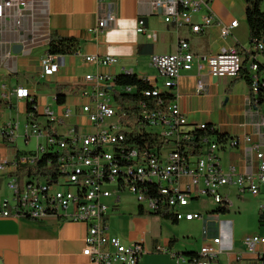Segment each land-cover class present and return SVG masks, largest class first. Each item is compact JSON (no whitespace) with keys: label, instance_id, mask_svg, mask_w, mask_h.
<instances>
[{"label":"built area","instance_id":"built-area-1","mask_svg":"<svg viewBox=\"0 0 264 264\" xmlns=\"http://www.w3.org/2000/svg\"><path fill=\"white\" fill-rule=\"evenodd\" d=\"M209 1L159 0L154 3V8L164 11L167 24L176 28L191 25L192 32L199 33L202 27L195 25L192 17L207 8ZM33 6L34 0H4L0 4V19L13 9L20 13L31 10ZM115 21V15L111 14L90 32H100ZM203 22L209 26L214 19L207 15ZM17 25L21 23L18 21ZM237 25L238 21H234L229 27H224V36H229ZM137 32L147 34L144 20H139ZM148 37L152 38L151 35ZM53 61L54 57L45 56L43 77L57 72L58 65ZM87 61L100 66L118 62L115 57L100 56L88 57ZM151 64L163 80L161 88L154 85V94L173 91L176 98L163 110L144 112L138 130L145 128L156 132L163 145H141L129 141L125 133L135 126L130 128L124 123L128 116L123 108L129 104L116 100L115 77L88 75L86 81L90 83V90L83 94L86 101L80 105L79 113L67 104L62 106L58 115L49 109L46 111L48 123L65 129L62 134L54 135L47 125L41 126L31 116L25 138L27 142L31 139L37 141L38 159H28L23 165H15V157L10 161L0 158V176L6 177V188L10 192V197L0 200V218L33 223H43L48 219L81 223L88 227L83 255L94 264H139L148 253L145 245H127L110 235L109 216L121 202V197L109 191L108 185H116L120 193L128 189L136 196L144 213L171 212L178 222L203 219L202 212L187 211L190 203L199 201L203 195L211 198L215 207L228 204L230 208L229 198L234 190L239 197L250 192L255 198H264V144H254L250 136L245 137V142L250 144L251 163L246 174L238 172L234 165L224 168L220 164V151L238 148V139H231L223 146L215 142L206 144L200 155H185L181 151V142L188 139L189 130L206 127V124L190 125L181 110L177 86L182 73L196 69L199 76L207 72L215 78H236L243 64L238 48L233 46L213 57L202 58L191 52L189 43L182 40L175 53L152 56ZM249 69L254 93L257 94L258 66L250 64ZM204 86L203 80H199L198 92L201 93ZM13 96L28 99L30 94L27 89L10 90L6 84L0 83V102L8 103ZM79 117L87 120L92 127L91 132L84 133L78 122H69ZM16 130L15 123L0 124V143L12 145ZM48 151L59 155L54 172H50L54 169L51 161H47L38 175L20 171L21 168H36ZM144 177L164 180V187L140 185V178ZM76 187H83V197H76ZM112 199L114 201L108 202ZM260 211L264 212V205L260 206ZM225 246L220 235L206 244L192 261L183 256L175 257L180 264H215L221 254L228 256L232 252ZM242 246L258 264H264V234L246 235Z\"/></svg>","mask_w":264,"mask_h":264},{"label":"crops","instance_id":"crops-1","mask_svg":"<svg viewBox=\"0 0 264 264\" xmlns=\"http://www.w3.org/2000/svg\"><path fill=\"white\" fill-rule=\"evenodd\" d=\"M156 1L159 0H46L43 5L34 0L33 8L22 10L21 15L17 9L6 13L0 19V83L6 84L10 90L27 89L30 94L28 99L13 96L10 102L0 105V124L12 122L17 125L14 143L22 138V124L26 132L30 121V99L37 101L34 121L41 126L48 124L46 111H52L51 102H55L59 108L57 115L61 113L62 106L56 103L58 87L61 85L68 86L65 91L67 105L76 108L79 113L80 105L86 101L83 94L90 90V83L86 81L88 75L115 77L128 71L147 78L161 88L163 80L158 78L151 58L175 53L182 40L189 43L191 52L202 58L213 57L233 46L244 51L251 50L246 16L247 0H210L207 8L192 17V22L202 27L199 33L192 32L191 25L176 28L167 24L164 11L154 8ZM3 2L0 0V4ZM111 14L116 17L114 24L100 32H90ZM207 15L213 17L212 25L204 24ZM140 19L145 21L147 34L137 32ZM18 21L20 26L17 25ZM40 21L47 32L78 39L81 44L76 55L55 56L53 63L58 65V70L46 77L42 75L47 47L40 45L29 53L25 51L28 45L35 44L44 35L39 31ZM234 21H238V25L225 37L223 28L229 27ZM14 45H22V53L13 55ZM142 47L143 53L140 54ZM94 56L115 57L118 62L100 66L87 61L88 57ZM259 60L264 64L263 57H259ZM261 78L264 80V73ZM199 80H203L205 85L201 93L197 90ZM177 93L181 110L190 124H212L221 133H228L240 140L238 148L220 151V164L224 168L234 165L238 172L248 173L251 168L250 144L245 142V137L250 136L254 144H264V105L251 106L248 85L243 80L236 81V78H215L207 72L199 76L194 69L182 73ZM69 122H78L84 133L92 131L84 117ZM54 128L58 134L65 130L57 124H54ZM23 140L29 145L35 139L27 142L23 137ZM14 143H0V158L10 161L15 157L17 165H23L28 159L39 158L37 149L25 157L20 155ZM6 182V177L0 176V200L9 197L7 191L1 190V185L6 186ZM120 203L109 216L110 235L127 245L144 244L148 253L139 264H180L177 255L186 256L180 253L177 245L170 246V241L176 238L172 236L173 229L168 227L169 224L177 225L148 213L139 215V205L137 212L125 213ZM220 226L225 247L232 251L227 256L229 264H258L255 257L248 255L245 250H235L231 220L222 221ZM163 228L167 234L165 240L161 241ZM87 233L88 227L81 223L56 219L33 223L22 219L0 218V261L3 264H94L83 255ZM158 248L161 250L158 251ZM215 264H220L219 260Z\"/></svg>","mask_w":264,"mask_h":264},{"label":"trees","instance_id":"trees-1","mask_svg":"<svg viewBox=\"0 0 264 264\" xmlns=\"http://www.w3.org/2000/svg\"><path fill=\"white\" fill-rule=\"evenodd\" d=\"M36 2L44 5L46 3V0H36ZM263 3L264 0H247L246 16L249 27L251 50L244 51L238 48L240 55L244 57V59L241 71L236 77V81L243 80L248 85L252 107H260L264 105V80L261 78V75L264 73V64L259 60V57L264 58V11L262 10ZM40 24L41 25L39 26V31L44 35L42 36V38L38 39L35 44L28 45L25 49L26 52L29 53L32 49L40 45H45L47 47L46 55L52 57L76 55L79 52L81 44L78 39L62 37L57 33L47 32L42 25V21H40ZM260 46H263V48L260 49ZM145 48L150 49L149 46H146ZM141 52L143 53V47L140 48V54ZM250 64H256L258 66L257 94L254 93V82L249 69ZM114 83L116 100L125 103L127 102L129 104L124 105L123 108L126 113L125 115L128 116V118H124V123L130 128L135 126V128H132V131H127L125 133L129 141L141 145H150L152 143L163 145V141L158 139L156 132H150L145 128H139L140 130H138V126L141 123L140 120L143 117L142 114L144 112H149L152 110H163L167 104L174 101L176 96L173 91H160L157 94H154L155 87L147 78H141L134 73H127L126 71L115 76ZM67 89L68 86L61 85L58 87L56 95V103L58 106H65L67 104V95L65 93ZM128 89H131V91H128ZM2 103L3 102H0V105ZM36 107V99L29 100V119H31V116H33V120L36 118ZM47 128L54 135H57L54 124L48 123ZM188 136V139L181 142V151L185 155H200L202 153L203 147L211 142H215L223 146L229 140L236 139L234 137H231L228 133H221L212 124H206L205 128H201L199 126L195 127L189 130ZM58 157L59 155L56 152L48 151L41 159V162L37 163L36 168H21L20 171L24 172L26 170L31 175H38L41 174V172L44 170L41 168L44 167L47 161H51L53 162L54 169H52L50 172H54L57 167ZM140 185L148 186L150 188H159L157 185L143 180L140 181ZM210 212L214 215H228L230 214L231 210L229 205L226 204L221 207H215V209ZM138 214L145 215L142 209L139 210ZM154 215L161 218L162 220L170 221L174 225H179V222L176 220L174 213L164 211ZM259 225L261 228H264V212L262 211H259ZM176 241V239H172L170 241V246L175 244ZM185 256L192 261L194 258L198 257V253L186 252Z\"/></svg>","mask_w":264,"mask_h":264},{"label":"rangeland","instance_id":"rangeland-1","mask_svg":"<svg viewBox=\"0 0 264 264\" xmlns=\"http://www.w3.org/2000/svg\"><path fill=\"white\" fill-rule=\"evenodd\" d=\"M157 76L160 80L159 73L157 72ZM51 112L57 114L59 108L55 105V102L50 103ZM20 133L22 138H19L18 142L14 143L16 148H19L20 155L27 156L35 152L37 149V141H33L27 145L23 137H25V125L22 124ZM41 143H45V140L42 139ZM1 190H5L8 192L6 186L1 185ZM107 189L112 193H117L121 197V209L125 213L137 212V199L134 194H132L128 189L119 192L116 185L110 184L107 186ZM10 197V192H8ZM114 199L108 201L112 202ZM231 203V212L230 215H214V214H206L209 209L213 211L215 209V205L212 202V199L207 196H201L199 201L191 202L187 211L190 212H202L203 219L195 220L194 222L187 223L185 221L180 222L179 225L173 226L169 224V228L173 229L174 233L172 236H175L178 250L180 253L186 252H199L201 249L210 242L211 239L217 237L221 233L220 223L227 219L231 220V231L233 236L234 248L236 251L244 250L242 247L243 238L246 235L251 234H264V229L259 225V210L260 206L264 205V198H255L252 196L250 192L242 195V197L238 196V193L234 190L231 193L229 198ZM207 210V211H205ZM152 216V215H150ZM156 217V216H152ZM162 237L160 236V240L164 241L167 231L165 228L161 230ZM220 264H229V260L227 258L226 253H223L219 257Z\"/></svg>","mask_w":264,"mask_h":264},{"label":"bare ground","instance_id":"bare-ground-1","mask_svg":"<svg viewBox=\"0 0 264 264\" xmlns=\"http://www.w3.org/2000/svg\"><path fill=\"white\" fill-rule=\"evenodd\" d=\"M15 165L17 164L15 163ZM141 180L153 183L157 185L159 188L164 187V180H158L157 178L154 177H144V178H140V181ZM76 197H83V187H76Z\"/></svg>","mask_w":264,"mask_h":264},{"label":"water","instance_id":"water-1","mask_svg":"<svg viewBox=\"0 0 264 264\" xmlns=\"http://www.w3.org/2000/svg\"><path fill=\"white\" fill-rule=\"evenodd\" d=\"M22 51H23V46L22 45H14L13 47H12V54L13 55H19L20 53H22ZM190 125H192V124H190ZM0 264H3L1 261H0Z\"/></svg>","mask_w":264,"mask_h":264}]
</instances>
